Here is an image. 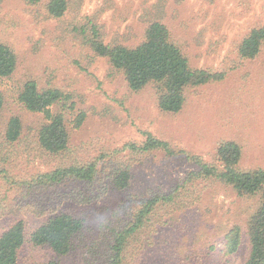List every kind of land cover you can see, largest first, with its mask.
Listing matches in <instances>:
<instances>
[{
	"label": "rangeland",
	"instance_id": "rangeland-1",
	"mask_svg": "<svg viewBox=\"0 0 264 264\" xmlns=\"http://www.w3.org/2000/svg\"><path fill=\"white\" fill-rule=\"evenodd\" d=\"M47 1L0 0V42L19 58L16 72L0 82L5 96L0 232L18 219L31 230L51 211L72 214L83 227L68 254L57 256L47 246L27 244L21 264L52 259L108 264L114 234L132 219L134 207L152 195L172 192L175 200L159 208L155 230L144 232L151 243L128 256L127 264H243L249 252L246 235L232 254L226 252L225 235L235 224L244 227L256 199L240 198L222 182H204L194 173L199 161H215L218 145L228 140L242 147V169L264 166V44L252 59L240 58L236 50L251 26L264 23V0H69L60 19L47 14ZM146 7L171 27L192 65L226 73L191 89L178 113L159 108L154 85L130 89L123 73L84 40L82 28L90 20L101 23L108 40L116 33L136 35ZM33 78L72 94L73 119L76 111L86 114L81 126L73 128L71 149L64 155L41 148L38 131L44 118L25 109L18 98L22 83ZM12 116L21 118L23 132L14 145L5 139ZM147 131L167 141L172 153L125 147L141 144ZM91 160L98 161L99 171L88 184L27 185L59 165ZM127 166L130 184L121 190L113 184L114 172ZM82 195L89 196L87 202Z\"/></svg>",
	"mask_w": 264,
	"mask_h": 264
},
{
	"label": "trees",
	"instance_id": "trees-1",
	"mask_svg": "<svg viewBox=\"0 0 264 264\" xmlns=\"http://www.w3.org/2000/svg\"><path fill=\"white\" fill-rule=\"evenodd\" d=\"M29 1L38 3L41 0ZM69 5V0H48L45 8L51 18L60 19L66 15ZM146 8L148 12L144 14L140 32L136 35L128 38L126 34L115 31L116 37L112 36L108 40L101 23L90 20L82 28L84 40L94 54L107 58L114 69L123 73L130 89L138 91L147 85H154L158 92L159 108L166 113H178L184 108L191 89L224 78L226 73L211 67L192 65L185 47L171 27L159 15L155 16L149 7ZM263 44L264 23H258L251 26L238 41L237 54L242 59L255 58ZM18 65L16 51L0 42V82L10 78ZM18 98L25 109L42 114L44 118L38 131L41 148L54 155L70 152L73 128L80 127L86 117L85 112L76 111L74 119L72 118L76 107L72 94L59 87L39 85L33 78L22 83ZM4 103L5 96L0 91V113ZM22 133L21 118L12 116L5 139L10 145H14L20 140ZM125 147L137 153L154 149L172 153L167 141L148 131L141 144L128 143ZM241 157V145L233 140L221 142L216 149L215 161H199L200 170L194 175L201 177L204 182L216 179L230 187L240 198L256 199L257 204L252 206L244 227L235 224L226 233L225 245L226 252L236 253L246 235L249 252L243 264H264V166L242 169ZM97 164L98 161L91 160L87 163L59 165L37 174L27 185L53 186L64 182L88 184L96 180L99 171ZM130 178L128 166L118 168L114 172L113 184L123 190L129 186ZM22 182L25 183H20ZM175 193L152 195L134 207L132 219L114 234L108 264H127L128 256L151 243L148 240L146 242L144 232L148 229L150 232L155 230L154 220L159 208L173 203ZM81 198H84L83 202H87L89 196L82 195ZM45 214L46 219L31 230H28L26 221L18 219L0 232V264H21V252L27 244L47 246L57 256L70 252L74 238L82 230L83 221L67 212L51 211ZM58 263L57 259H52L27 264Z\"/></svg>",
	"mask_w": 264,
	"mask_h": 264
}]
</instances>
